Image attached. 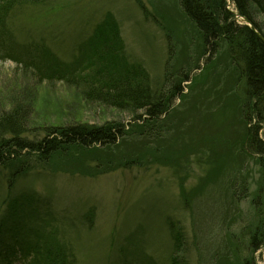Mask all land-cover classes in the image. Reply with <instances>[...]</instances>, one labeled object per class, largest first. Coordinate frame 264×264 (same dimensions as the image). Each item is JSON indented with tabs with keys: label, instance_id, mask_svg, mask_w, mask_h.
I'll list each match as a JSON object with an SVG mask.
<instances>
[{
	"label": "rangeland",
	"instance_id": "374dc122",
	"mask_svg": "<svg viewBox=\"0 0 264 264\" xmlns=\"http://www.w3.org/2000/svg\"><path fill=\"white\" fill-rule=\"evenodd\" d=\"M234 5L229 3L233 10ZM108 11L120 23L130 59L145 65L154 85H161L165 78L167 31L175 33L182 46L177 67L183 62L187 66L186 26L176 6L166 0H46L16 9L9 19L13 56L0 52V113L9 109L12 99L28 93L35 107L32 126L38 119L43 123L76 116L89 123L105 118L128 120L125 112L81 105L72 88L49 79L52 74L48 72L55 69L52 62L61 70L73 68L82 43ZM237 20L244 22L239 16ZM260 20L264 23L262 15ZM31 52L37 55L31 57ZM35 57L38 62L32 64ZM206 59L183 83L184 98L176 100L171 130L162 144L169 153L164 162L160 153H147L138 136L140 140L122 142L114 150L92 146L72 153L75 160L67 164L33 162L13 184L8 182L9 173L0 169V209H8L6 204L19 194L42 197L43 213L27 227L43 224L47 230L56 229L73 247L77 264H169L173 238L168 224L172 220L184 230L189 264H211L212 257V264H239L241 250L231 234H238L237 227L251 221L253 213L245 201L236 205L240 214L233 216L235 203L224 173L231 168L233 147H241V137L233 138L238 129L234 131L229 124L234 116L231 103L222 98L223 92L217 93L218 88L230 92L233 80L228 68L220 64L219 71L229 78L219 85L218 71L206 67L202 71ZM195 74L200 76L195 78ZM39 79L42 82L37 86ZM194 112L198 121L191 123ZM35 131L38 134L32 132L30 137L44 135L40 128ZM261 136L264 139V128ZM111 153L115 159L131 155L128 158L136 160L111 161ZM252 159L249 163L258 177ZM26 229L20 230V237H27ZM22 256L17 251L13 264H26ZM256 260L264 264V245Z\"/></svg>",
	"mask_w": 264,
	"mask_h": 264
},
{
	"label": "trees",
	"instance_id": "16d2710c",
	"mask_svg": "<svg viewBox=\"0 0 264 264\" xmlns=\"http://www.w3.org/2000/svg\"><path fill=\"white\" fill-rule=\"evenodd\" d=\"M45 1L0 0V52L13 56L10 53L13 33L9 19L16 9ZM166 1L176 6L186 26L185 42L189 43L187 66L184 67L183 62L177 67L182 46H179L181 43L175 33L167 31L169 59L165 65V78L161 85H154L145 65L130 59L120 23L108 11L82 43L73 68L61 70L52 62L55 69L48 72L52 74L49 79L53 82L58 79L72 88L81 105L95 104L101 111L125 112L129 119L105 118L100 123H89L76 116L72 120L59 118L43 123L38 119V124L32 126L30 116L35 107L25 93L12 99L9 109L0 113V169L9 173L8 182L13 184L19 175L28 172L33 162L47 165L62 161L67 164L75 158L72 153L92 146L114 150L122 142L138 136L143 138L142 145L147 153H160L164 162L169 153L162 144L170 129L169 121L173 119L176 100L184 98L183 83L190 79L188 77L194 69L200 68V60L207 57L202 71L204 67L207 71H218L220 85L229 78L225 76L226 72L219 71L218 66L222 64L228 68L227 74H231L233 80L230 92L221 88L217 92H223L222 98L229 100L231 104L228 106L233 108L234 116L229 124L234 131L238 129L233 138L241 137V147H233L231 168H225L224 173L235 203V206L232 204L233 216L240 214L236 205L245 201L250 203L253 213V219L240 224L238 234L233 232L230 237L241 250L237 256L239 264H258L256 254L264 245V139L261 136L264 128V23L260 20V15L264 17V0H232L237 11L252 22L263 37L252 26L237 21L225 0ZM34 55L37 54L31 52L30 56ZM43 55L46 57L45 53ZM37 57L32 64L38 62ZM195 75V78L200 76ZM40 80L35 85L39 86ZM76 114H79L77 110ZM194 114L191 123L198 121ZM200 122L203 124L202 120ZM38 128L44 130L42 137H35ZM32 132L34 137H30ZM129 156L115 159L116 154L111 153L108 158L122 164L136 160V157ZM251 159L257 163L258 177L250 166ZM41 198L32 193L19 194L6 204L8 209H0V264H13L17 251L22 252V260L26 264L78 263L73 247L58 236L56 229L47 230L43 224L27 227L43 213ZM24 226L29 229L26 238L19 236ZM168 231L173 238L169 264H189L185 256L188 243L182 226L172 220ZM210 261L212 264L214 258Z\"/></svg>",
	"mask_w": 264,
	"mask_h": 264
},
{
	"label": "water",
	"instance_id": "95a60500",
	"mask_svg": "<svg viewBox=\"0 0 264 264\" xmlns=\"http://www.w3.org/2000/svg\"><path fill=\"white\" fill-rule=\"evenodd\" d=\"M242 19H243V21H244L246 24L252 26V28L255 29L256 33H258V35H259L260 37H263L262 33H259V31L256 29V27L252 24V22H250L246 17H242Z\"/></svg>",
	"mask_w": 264,
	"mask_h": 264
}]
</instances>
